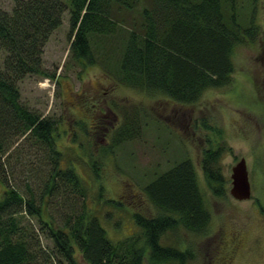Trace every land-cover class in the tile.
Instances as JSON below:
<instances>
[{
  "label": "trees",
  "instance_id": "obj_1",
  "mask_svg": "<svg viewBox=\"0 0 264 264\" xmlns=\"http://www.w3.org/2000/svg\"><path fill=\"white\" fill-rule=\"evenodd\" d=\"M258 7L259 0H14L10 9L0 4V264H188L196 252L183 245L180 229L206 233L211 221L195 163L184 156L142 186L156 211H129L135 233L108 235L81 175L64 160L58 120L21 98L19 82L26 76L52 75L44 47L66 10L76 61L95 63V43L99 61L119 81L193 103L204 90L231 82L235 47L259 37ZM125 112L114 145L141 132L139 109ZM219 152L208 149L202 168L213 193L225 196L228 179ZM28 155L40 163L31 165ZM97 199L126 208L121 200L105 199L102 186Z\"/></svg>",
  "mask_w": 264,
  "mask_h": 264
},
{
  "label": "rangeland",
  "instance_id": "obj_2",
  "mask_svg": "<svg viewBox=\"0 0 264 264\" xmlns=\"http://www.w3.org/2000/svg\"><path fill=\"white\" fill-rule=\"evenodd\" d=\"M13 3L0 0L7 9ZM256 19L261 29L259 37L235 47L231 82L204 90L193 103H183L160 91L119 81L115 70L99 61L95 43V63L76 61L70 51L73 36L69 12H64L61 24L44 47V65L52 75L26 76L19 82L21 98L43 115L58 120L64 160L81 175L89 191L88 202L102 211L101 222L111 238L138 229L130 210L149 215L156 211L142 191L153 172L190 156L212 216L206 233L180 229L183 245H192L196 252L188 264H264V213L259 209V204L264 205V0H259ZM104 42L109 44L105 36ZM106 50L110 51V46ZM111 52L114 54L112 48ZM112 81L115 87H111ZM136 107L143 124L140 134L124 145H114L113 135L125 111L131 114ZM80 117L84 120L77 124ZM210 148L220 150L219 162L228 179L225 196L213 193L202 168L203 155ZM28 156L31 165L40 163L35 155ZM242 157L248 167L251 197L236 199L230 193L231 172ZM32 183L37 187L35 181ZM101 186L105 199L121 200L126 208L101 205L95 200ZM3 189L0 179V197ZM108 210L111 212L107 215ZM121 215L124 220H119ZM235 233L241 245L233 260L226 261ZM166 238L170 241L172 237Z\"/></svg>",
  "mask_w": 264,
  "mask_h": 264
},
{
  "label": "water",
  "instance_id": "obj_3",
  "mask_svg": "<svg viewBox=\"0 0 264 264\" xmlns=\"http://www.w3.org/2000/svg\"><path fill=\"white\" fill-rule=\"evenodd\" d=\"M230 193L238 199H246L251 196L248 167L244 157L232 166Z\"/></svg>",
  "mask_w": 264,
  "mask_h": 264
},
{
  "label": "flooded vegetation",
  "instance_id": "obj_4",
  "mask_svg": "<svg viewBox=\"0 0 264 264\" xmlns=\"http://www.w3.org/2000/svg\"><path fill=\"white\" fill-rule=\"evenodd\" d=\"M114 82H115V81H114ZM111 87H115V85H113V81L111 82ZM93 104L97 106V104H95V102H94ZM108 107H109V106H108ZM109 108H110V107H109ZM110 110H111V108H110ZM83 120H84V119H83L82 117H80L79 120H77V124H78L79 122L81 123ZM90 127H93V125L91 124ZM88 131H89L90 134H92V132H93L92 128H89ZM233 197H234V196H233ZM250 197H251V196H250ZM234 198H235V197H234ZM236 199H238V198H236ZM259 205H260L259 209L262 210V208H264V205H263V204H259ZM235 235H237V234L235 233L233 236H231L232 239L234 238V245H233L232 248H231L232 252L228 255L229 258H226V259H225L226 261H232V260H233V256L235 255L237 249H238L239 246L241 245V240H240V238L237 237V236H235Z\"/></svg>",
  "mask_w": 264,
  "mask_h": 264
}]
</instances>
